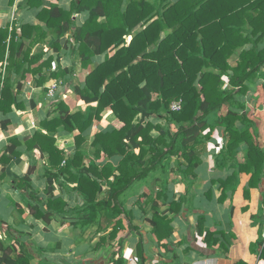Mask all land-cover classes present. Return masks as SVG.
Instances as JSON below:
<instances>
[{
  "label": "crops",
  "instance_id": "obj_1",
  "mask_svg": "<svg viewBox=\"0 0 264 264\" xmlns=\"http://www.w3.org/2000/svg\"><path fill=\"white\" fill-rule=\"evenodd\" d=\"M44 1L66 12L74 11L76 2ZM43 8L40 3L37 8H30L25 0H0V30H10L8 41L13 31L21 32L23 26L38 29L34 34L29 32L31 37L20 39L24 43L22 54L29 53L33 65L26 64V70H30L26 80L16 74L13 76V91L22 108L14 107L6 116L0 114V160L12 140L25 142L36 133L47 135L41 123L60 116L56 110L58 103H64L71 115L86 114L91 107H97V103H85L76 89H85L88 75L102 65L107 56L116 53L111 49L97 55L95 47L86 50L81 40H77L76 32L88 21L89 11L74 12V24L58 39L57 31L49 30L47 22L39 17ZM99 23L105 24L106 20L100 19ZM144 29L138 26L133 35L126 36V45ZM169 33L170 30L164 32L161 40ZM250 40L249 45L230 55V67L239 66L244 51L253 50L255 55L264 52V37ZM239 43L240 39L236 38L234 44ZM141 61L139 57L135 64ZM7 64L0 63V73L5 74ZM40 69L41 73L34 75ZM249 72L252 78L243 92L232 88L230 78L224 76L222 91L240 93L234 103L225 104L206 118L208 128L202 133V141L189 146V151L200 156L198 167L190 172L182 156L167 159L150 173L136 178L120 197L123 213L116 220H121L122 229L116 239L110 237L116 220L109 212L104 214L100 225L87 227L79 223L77 214L55 215L49 224L35 217L36 208L43 210L48 199L47 159L42 160L39 151H35V159L25 154L21 163L11 168L18 177L30 174L33 188L30 191L16 190L12 178L1 177L4 166L0 162V243L15 248L16 252L11 254L13 260H18L24 248L33 257L31 264H114L119 258H123L125 264H264V257L256 246L264 240V62L260 69H249ZM60 73L59 77H54ZM233 74L229 71L230 76ZM41 78L46 82L39 85ZM229 112L239 118L227 121L223 117ZM161 114L165 118L154 116L149 121L177 134L182 124L168 125L169 112L163 110ZM114 119L113 111L108 108L101 120H95L84 133L81 148L84 166L101 168L111 163L116 169L119 167L121 157L109 160L103 152L98 155L101 149L93 145L98 134L115 131ZM231 131L236 138L235 149L229 148ZM79 134L76 130L72 134L57 135L56 145L65 151L67 158L76 154ZM160 135L158 129L151 132L155 139ZM20 150L25 151V148ZM149 162L150 157L143 166H136L137 173L143 174ZM226 182L228 188L224 189L221 183ZM75 188V183L68 182L66 187L57 185L55 193L70 208H81L84 200ZM108 192L109 187L104 184L98 200L107 197ZM41 202L44 205L41 206ZM156 213L170 221L173 228L170 237L167 231H163L161 237L155 233L152 220ZM200 219L204 220L201 227ZM3 255L0 251V258Z\"/></svg>",
  "mask_w": 264,
  "mask_h": 264
},
{
  "label": "trees",
  "instance_id": "obj_2",
  "mask_svg": "<svg viewBox=\"0 0 264 264\" xmlns=\"http://www.w3.org/2000/svg\"><path fill=\"white\" fill-rule=\"evenodd\" d=\"M25 2L30 8H37L39 3L44 6L39 17L47 22L49 30L57 31L58 39L74 24V12L89 11L88 21L76 32L77 40H81L86 50L95 47L94 54L97 55L111 49L116 51L88 75L85 89H76L85 103H97V107H91L86 114L78 112L71 115L64 103H58L56 110L60 116L41 123L47 135L36 133L25 142L12 140L0 160L4 166L1 177L12 178L16 190L30 191L33 189L30 174L18 177L12 173V166L21 163L25 154L35 159V151L40 152L42 160L47 159L48 199L45 205L41 202L43 210L37 207L34 212L35 217L46 224L55 215L67 217L77 214L83 227L100 225L106 212L116 220L123 213L119 199L134 180L175 156H182L188 164V171H193L201 160L188 148L202 141V133L208 128L206 118L220 111L225 104L234 103L252 78L249 69L258 70L264 62V52L255 55L251 50L242 53L237 68L228 64L230 55L249 45L251 38L264 37V0H178L174 3L171 0H76L71 12L49 6L44 0ZM100 19H105L106 23L100 24ZM138 26L144 27V31L126 45L125 37L133 35ZM21 29V32L13 31L10 41V30H0V63L8 62L5 74L0 73V114L5 116L12 113L14 107L22 108L13 91V76L16 74L21 80H26L30 73L25 68L26 64L33 65L29 53L22 54L24 43L20 39L31 37L29 32L34 34L38 29L31 26ZM167 30L171 33L161 40ZM236 38L240 39L237 45L234 44ZM139 57L143 61L135 64ZM41 71L37 70L34 75ZM229 71L234 74L230 76ZM59 75L61 73L54 77ZM225 75L230 78V86L239 88V92L222 91ZM45 82L41 78L38 84ZM180 101L181 110L172 111V104ZM108 108L115 115V131L98 134L93 145L100 147L98 155L103 152L109 160L114 157L122 160L117 169L111 163L101 168L95 165L86 167L81 152L85 142L83 135L95 120H101ZM163 110L169 112L166 117L168 125L182 124L177 134L173 135L170 129L154 126L149 121L154 116L165 118L161 114ZM223 118L229 121L239 116L229 112ZM154 129L161 132L157 139L151 136ZM76 130L80 133L76 137L77 152L73 158H67L65 151L56 145L57 135L62 132L72 134ZM231 134L229 148L235 149L236 138L233 131ZM23 147L25 151L20 150ZM149 157L148 168L143 174H138L136 166L146 164ZM68 182L75 183V190L83 197L81 208H70L63 198L57 197L56 186L66 187ZM228 182L221 183L224 189L228 188ZM104 184L109 187L108 196L98 200ZM177 206L180 207V203ZM199 224L203 226L204 220L200 219ZM152 225L159 237L163 231H167L169 237L173 233L170 221L158 213L154 215ZM120 229L122 222L116 220L110 237L116 239ZM256 246L263 258L264 240ZM0 251L4 253L0 264L32 262V255L24 248L18 260L11 257L16 252L13 247L0 243ZM114 264H125V261L119 258Z\"/></svg>",
  "mask_w": 264,
  "mask_h": 264
},
{
  "label": "built area",
  "instance_id": "obj_3",
  "mask_svg": "<svg viewBox=\"0 0 264 264\" xmlns=\"http://www.w3.org/2000/svg\"><path fill=\"white\" fill-rule=\"evenodd\" d=\"M181 108H182V102H181V101H180V102H175V103H173L172 106H171V110H172V111H175V112L180 111ZM262 235H263V238H264V228H263ZM259 264H263V263H262V262H259Z\"/></svg>",
  "mask_w": 264,
  "mask_h": 264
},
{
  "label": "rangeland",
  "instance_id": "obj_4",
  "mask_svg": "<svg viewBox=\"0 0 264 264\" xmlns=\"http://www.w3.org/2000/svg\"><path fill=\"white\" fill-rule=\"evenodd\" d=\"M150 1L154 2L155 0H150ZM176 1H178V0H171L172 3L176 2Z\"/></svg>",
  "mask_w": 264,
  "mask_h": 264
}]
</instances>
